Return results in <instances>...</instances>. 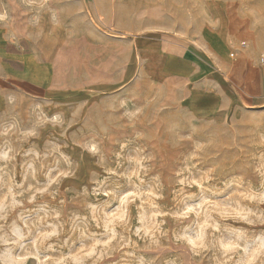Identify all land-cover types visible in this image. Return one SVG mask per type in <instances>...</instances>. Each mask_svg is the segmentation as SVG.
<instances>
[{"label":"rangeland","instance_id":"1","mask_svg":"<svg viewBox=\"0 0 264 264\" xmlns=\"http://www.w3.org/2000/svg\"><path fill=\"white\" fill-rule=\"evenodd\" d=\"M0 25L30 83L0 100V264H264V103L201 112L181 55L260 62L264 0H0Z\"/></svg>","mask_w":264,"mask_h":264},{"label":"crops","instance_id":"2","mask_svg":"<svg viewBox=\"0 0 264 264\" xmlns=\"http://www.w3.org/2000/svg\"><path fill=\"white\" fill-rule=\"evenodd\" d=\"M10 32L0 25V100L11 90L25 89L26 83L30 84L25 73L24 53L13 45L24 42L16 34L18 39L12 37ZM246 47L238 48V59L231 60L226 67H221L218 58L213 59L197 46L194 48L200 54L190 48L183 51L182 63L192 83V100L196 109L223 118L238 108L264 103V66L260 65L258 52ZM211 63L215 64L214 67Z\"/></svg>","mask_w":264,"mask_h":264},{"label":"built area","instance_id":"3","mask_svg":"<svg viewBox=\"0 0 264 264\" xmlns=\"http://www.w3.org/2000/svg\"><path fill=\"white\" fill-rule=\"evenodd\" d=\"M245 46H246V43L245 42L241 43V47L244 48ZM231 55L233 56V53H231ZM260 64L264 66V53H262L260 55Z\"/></svg>","mask_w":264,"mask_h":264}]
</instances>
